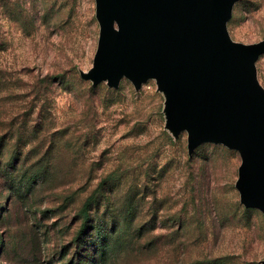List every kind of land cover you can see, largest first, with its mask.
Segmentation results:
<instances>
[{
  "label": "rangeland",
  "instance_id": "1",
  "mask_svg": "<svg viewBox=\"0 0 264 264\" xmlns=\"http://www.w3.org/2000/svg\"><path fill=\"white\" fill-rule=\"evenodd\" d=\"M98 7L0 0V158L18 161L24 180L0 264H264V212L241 202L240 152L204 142L190 154L155 76L139 87L85 77L106 27ZM227 30L263 42L264 0H237ZM255 66L264 89V52ZM28 200L37 235L24 247L15 231Z\"/></svg>",
  "mask_w": 264,
  "mask_h": 264
},
{
  "label": "water",
  "instance_id": "2",
  "mask_svg": "<svg viewBox=\"0 0 264 264\" xmlns=\"http://www.w3.org/2000/svg\"><path fill=\"white\" fill-rule=\"evenodd\" d=\"M236 1L97 0L106 27L85 77L117 87L127 76L139 87L155 76L170 93L173 126L188 132L189 153L204 142L237 149L241 202L264 212V89L255 66L264 41L231 39Z\"/></svg>",
  "mask_w": 264,
  "mask_h": 264
},
{
  "label": "trees",
  "instance_id": "3",
  "mask_svg": "<svg viewBox=\"0 0 264 264\" xmlns=\"http://www.w3.org/2000/svg\"><path fill=\"white\" fill-rule=\"evenodd\" d=\"M2 147H3V142H2V138L0 137V153H2ZM18 166H19L18 161H7V162H5V160L0 158V227H1L0 228L1 229L0 230V232H1L0 233V237H1L0 252H1V255L2 254L5 255L7 253V251L9 250L7 248L8 238H10L8 236V233L10 234V232H12V230L10 229V226H7L6 220H7L8 214L10 213L11 201L17 193V191H15L16 190L15 188L17 187L16 182H20L21 186H18V189H20V190L24 185V180L17 179ZM38 180L39 179L33 178L30 181H28V184L26 186L25 191L26 192H32L33 188L35 187V181H38ZM27 187H28V189H27ZM5 191H7V192H5ZM28 194L29 193H27V196H28ZM4 198H6V202H5L4 206H2ZM25 198H27V197H25ZM24 207L26 208V213H25L26 215H25V219L19 223L21 231H19V232L15 231V235H17L19 238L21 237L20 240L23 242L28 238V236L30 234L37 235V233H35V231H34V222H35L34 218L35 217L33 216V214L36 211H38V208L32 206L30 204L29 200H28V202L25 203ZM93 208H94V203L92 202V200H90V201L87 200V202L85 203L83 210H82L83 216H84L83 218L85 221V223L83 222L84 225H82V227H81V229L83 228L82 232L90 229L88 223L90 221L89 217H90V214H91ZM22 228H23V231H22ZM36 239H37L38 244L41 245V238L37 237ZM25 244L26 245H24V247L27 246V243H25ZM38 248L41 251L42 247L38 246Z\"/></svg>",
  "mask_w": 264,
  "mask_h": 264
}]
</instances>
